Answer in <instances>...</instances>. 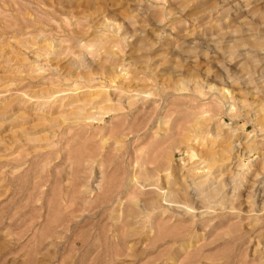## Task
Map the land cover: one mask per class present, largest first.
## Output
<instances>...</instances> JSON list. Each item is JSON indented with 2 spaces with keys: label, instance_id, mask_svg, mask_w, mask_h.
I'll list each match as a JSON object with an SVG mask.
<instances>
[{
  "label": "rangeland",
  "instance_id": "rangeland-1",
  "mask_svg": "<svg viewBox=\"0 0 264 264\" xmlns=\"http://www.w3.org/2000/svg\"><path fill=\"white\" fill-rule=\"evenodd\" d=\"M0 264H264V0H0Z\"/></svg>",
  "mask_w": 264,
  "mask_h": 264
}]
</instances>
